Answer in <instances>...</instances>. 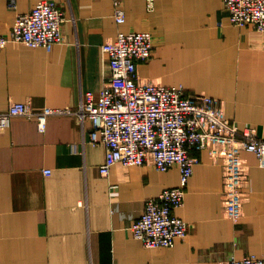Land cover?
I'll return each mask as SVG.
<instances>
[{
    "label": "crops",
    "instance_id": "obj_1",
    "mask_svg": "<svg viewBox=\"0 0 264 264\" xmlns=\"http://www.w3.org/2000/svg\"><path fill=\"white\" fill-rule=\"evenodd\" d=\"M41 0H0V31ZM65 12L64 41L52 49L10 41L0 49V111L11 102L78 108L98 97L111 75L102 45L118 31H151L152 56L137 65L141 80L183 85L188 94L222 101L228 118L253 124L264 138V32L232 24L223 0H49ZM120 2L126 21L114 17ZM13 116L0 126V264H223L232 256L264 257V166L243 153L244 214H224V169L207 150L174 213L189 222L174 246L146 247L132 225L149 197L180 183L176 165L114 164L100 172L105 145L90 139L92 122L72 114ZM49 169L48 172H45Z\"/></svg>",
    "mask_w": 264,
    "mask_h": 264
},
{
    "label": "built area",
    "instance_id": "obj_2",
    "mask_svg": "<svg viewBox=\"0 0 264 264\" xmlns=\"http://www.w3.org/2000/svg\"><path fill=\"white\" fill-rule=\"evenodd\" d=\"M235 26L252 25L264 32V0H223ZM8 5L17 9L16 0ZM154 1L150 0V7ZM119 23L126 21L120 2L114 13ZM67 19L54 2L41 0L25 13L17 14L11 31H0V49L14 40L30 46L52 47L64 41L63 23ZM116 37L102 45L111 75L97 97L93 91L82 93L78 108H35L29 102L13 101L0 111V126H9L13 116L35 118L44 132L54 115L72 114L83 124L92 122L91 141L105 145V160L100 172L109 175L116 163L151 164L160 171L176 165L180 183L157 196L149 197L143 213L135 219L132 231L150 247L174 246L188 233L189 222L174 211L184 205L187 184L199 162L192 150H207L224 169V214L240 221L244 214V180L246 168L243 153L253 151L264 166V138L253 124L240 126L227 117L222 101L206 93L188 94L183 85H165L153 79L141 80L137 65L153 52L151 31H118ZM46 169L45 172H48ZM119 264V263H117ZM223 264H264V257L252 253L232 256Z\"/></svg>",
    "mask_w": 264,
    "mask_h": 264
}]
</instances>
